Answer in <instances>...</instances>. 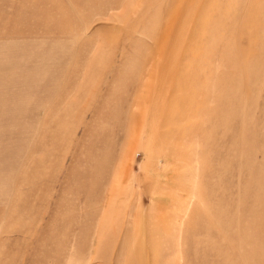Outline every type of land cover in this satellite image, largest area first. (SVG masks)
I'll return each mask as SVG.
<instances>
[{
    "label": "rangeland",
    "instance_id": "374dc122",
    "mask_svg": "<svg viewBox=\"0 0 264 264\" xmlns=\"http://www.w3.org/2000/svg\"><path fill=\"white\" fill-rule=\"evenodd\" d=\"M0 264H264V0H0Z\"/></svg>",
    "mask_w": 264,
    "mask_h": 264
}]
</instances>
